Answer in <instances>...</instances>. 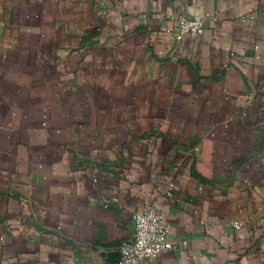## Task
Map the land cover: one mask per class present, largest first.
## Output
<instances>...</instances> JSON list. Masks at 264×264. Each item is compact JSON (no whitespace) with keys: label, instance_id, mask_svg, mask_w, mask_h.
Listing matches in <instances>:
<instances>
[{"label":"crops","instance_id":"0c3cea01","mask_svg":"<svg viewBox=\"0 0 264 264\" xmlns=\"http://www.w3.org/2000/svg\"><path fill=\"white\" fill-rule=\"evenodd\" d=\"M153 202L141 264H264V0H0V264H117Z\"/></svg>","mask_w":264,"mask_h":264},{"label":"built area","instance_id":"2783aa9c","mask_svg":"<svg viewBox=\"0 0 264 264\" xmlns=\"http://www.w3.org/2000/svg\"><path fill=\"white\" fill-rule=\"evenodd\" d=\"M177 40L185 36L197 37L205 31L204 19L191 18L179 15L177 18ZM175 182L169 184L168 194H172ZM135 232L132 239L125 241L121 246V258L117 264H141L149 258L158 257L173 249L170 239L171 224L159 210L157 202L133 216ZM240 228L242 224H235Z\"/></svg>","mask_w":264,"mask_h":264}]
</instances>
